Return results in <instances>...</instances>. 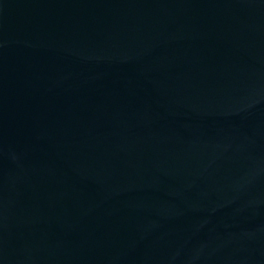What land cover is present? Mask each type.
Returning a JSON list of instances; mask_svg holds the SVG:
<instances>
[{
	"label": "water",
	"instance_id": "95a60500",
	"mask_svg": "<svg viewBox=\"0 0 264 264\" xmlns=\"http://www.w3.org/2000/svg\"><path fill=\"white\" fill-rule=\"evenodd\" d=\"M0 264H264V0H0Z\"/></svg>",
	"mask_w": 264,
	"mask_h": 264
}]
</instances>
